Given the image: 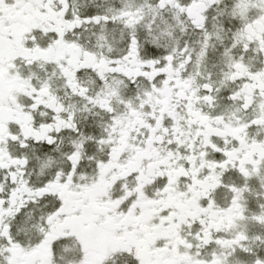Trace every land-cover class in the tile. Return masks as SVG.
Segmentation results:
<instances>
[{
	"label": "snow or ice",
	"instance_id": "1",
	"mask_svg": "<svg viewBox=\"0 0 264 264\" xmlns=\"http://www.w3.org/2000/svg\"><path fill=\"white\" fill-rule=\"evenodd\" d=\"M0 264H264V0H0Z\"/></svg>",
	"mask_w": 264,
	"mask_h": 264
}]
</instances>
